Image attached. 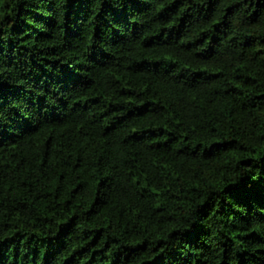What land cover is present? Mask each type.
Listing matches in <instances>:
<instances>
[{"label":"trees","instance_id":"1","mask_svg":"<svg viewBox=\"0 0 264 264\" xmlns=\"http://www.w3.org/2000/svg\"><path fill=\"white\" fill-rule=\"evenodd\" d=\"M0 264H264V0H0Z\"/></svg>","mask_w":264,"mask_h":264}]
</instances>
